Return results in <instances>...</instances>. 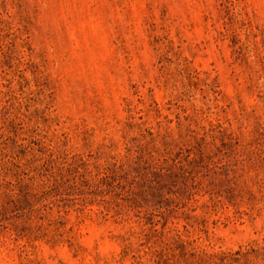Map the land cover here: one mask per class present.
I'll return each mask as SVG.
<instances>
[{
	"label": "rangeland",
	"instance_id": "obj_1",
	"mask_svg": "<svg viewBox=\"0 0 264 264\" xmlns=\"http://www.w3.org/2000/svg\"><path fill=\"white\" fill-rule=\"evenodd\" d=\"M0 264H264V0H0Z\"/></svg>",
	"mask_w": 264,
	"mask_h": 264
}]
</instances>
